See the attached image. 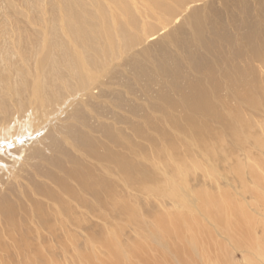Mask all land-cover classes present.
<instances>
[{
  "label": "rangeland",
  "instance_id": "rangeland-1",
  "mask_svg": "<svg viewBox=\"0 0 264 264\" xmlns=\"http://www.w3.org/2000/svg\"><path fill=\"white\" fill-rule=\"evenodd\" d=\"M7 28L35 44L22 98L53 72L84 106L59 162L0 191V264H264V0H0Z\"/></svg>",
  "mask_w": 264,
  "mask_h": 264
},
{
  "label": "bare ground",
  "instance_id": "bare-ground-1",
  "mask_svg": "<svg viewBox=\"0 0 264 264\" xmlns=\"http://www.w3.org/2000/svg\"><path fill=\"white\" fill-rule=\"evenodd\" d=\"M70 26V23H68V29ZM7 29L11 31L10 28ZM12 33L14 34L12 35L11 39H8L7 45L16 46L15 53L19 56L20 62L24 65V67L17 65L16 63L18 61H16V63H11L7 58L4 60L2 57H0V176L11 182V184L6 189L0 188V191L4 192H7L9 187L11 188L25 178L30 181L31 185L32 183L39 180L44 174V170L48 171L52 167L53 162H59L60 158L62 157L63 152L61 149L65 145V141L67 142L68 140L67 133L70 134L72 129L66 130L67 133H64L65 130L61 126L63 124L69 123L73 125V128H75L79 124L80 127L82 124L80 123L82 117L78 116L77 114L75 115V112L67 113L68 115L66 114V109L73 107V105H75L74 103H76L74 101V103L70 104L69 100H76V98L72 97H75L78 91L81 92V90L74 89L71 92H63L55 96V94L62 91L61 86L64 88L66 82L62 77L55 76V73L53 72L49 74L50 82L47 83L44 91L40 93L41 95L39 98H22L25 94H27L29 87L37 85V82L39 83L41 81L26 80L28 77L26 53L33 50L35 45L32 43V38L30 36H24L21 32L14 31ZM1 42H4V45H6L5 39L0 36V44ZM7 50L0 51L1 56L5 55ZM3 62V67H1V63ZM69 66L71 72H77L83 68L81 61L69 62ZM11 81L13 82L12 84ZM27 82H29L31 86ZM95 84H97V81ZM54 87L58 89L55 91L52 89ZM50 92H52L53 95L48 96ZM86 93L84 96L86 95L88 97L91 91L88 93V95ZM83 103L84 102L78 98L76 105L80 104L83 107ZM63 104L66 106L64 110L63 107H60ZM82 110V113L85 114V109ZM34 115H38L40 122L38 121L37 123L33 120L32 122L38 124V127L41 126V129L39 128L38 131H33V133L25 137L23 136L22 132L26 131L29 126L27 122L29 119H32ZM40 123H42V125H40ZM231 133L232 135L229 138H231L233 144L242 145L243 147L246 146V142L248 141L247 136H242L243 134H241L236 129H232ZM40 147H44V149L47 150L53 149L54 152L50 157H47ZM211 153L210 154L213 157L217 152L212 151ZM22 155L24 156L22 157ZM30 161H35V163L32 164ZM224 162L228 164L226 160H224ZM228 166L230 165L228 164ZM170 169L174 171L176 170L173 167H170ZM177 170H179L181 173L183 172L185 176L189 173V170H185L183 167H177ZM171 173H173V171ZM207 174L209 175V173ZM149 183L156 191L160 190L162 185L152 180H150ZM0 186L4 187V185ZM170 188L171 191H176L171 186ZM170 195H172V193H170ZM78 208L83 212L85 210L84 202L79 203ZM151 237L154 242L157 241L158 245L162 247V242L159 241L156 234H151ZM190 240H192V237Z\"/></svg>",
  "mask_w": 264,
  "mask_h": 264
}]
</instances>
